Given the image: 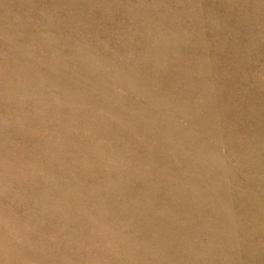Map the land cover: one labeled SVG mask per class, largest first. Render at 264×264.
Returning <instances> with one entry per match:
<instances>
[{
    "label": "rangeland",
    "instance_id": "1",
    "mask_svg": "<svg viewBox=\"0 0 264 264\" xmlns=\"http://www.w3.org/2000/svg\"><path fill=\"white\" fill-rule=\"evenodd\" d=\"M0 264H264V0H0Z\"/></svg>",
    "mask_w": 264,
    "mask_h": 264
}]
</instances>
